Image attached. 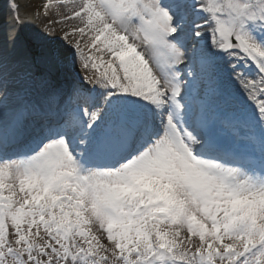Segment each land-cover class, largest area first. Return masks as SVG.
<instances>
[{
	"label": "snow or ice",
	"instance_id": "snow-or-ice-1",
	"mask_svg": "<svg viewBox=\"0 0 264 264\" xmlns=\"http://www.w3.org/2000/svg\"><path fill=\"white\" fill-rule=\"evenodd\" d=\"M0 24V264H264V0H44Z\"/></svg>",
	"mask_w": 264,
	"mask_h": 264
},
{
	"label": "rangeland",
	"instance_id": "rangeland-1",
	"mask_svg": "<svg viewBox=\"0 0 264 264\" xmlns=\"http://www.w3.org/2000/svg\"><path fill=\"white\" fill-rule=\"evenodd\" d=\"M20 4V13L24 18V25L27 26L29 29L34 27L38 21L32 18V13H34L39 6L44 3V0H17ZM5 0H0V24L6 23L7 20V11L4 6ZM25 19H29L33 22V24H29L25 21ZM23 34V32H21ZM27 34V32H25Z\"/></svg>",
	"mask_w": 264,
	"mask_h": 264
}]
</instances>
